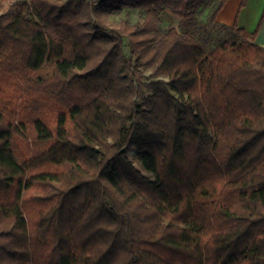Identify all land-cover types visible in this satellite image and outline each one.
Here are the masks:
<instances>
[{
    "label": "trees",
    "instance_id": "trees-1",
    "mask_svg": "<svg viewBox=\"0 0 264 264\" xmlns=\"http://www.w3.org/2000/svg\"><path fill=\"white\" fill-rule=\"evenodd\" d=\"M211 1L0 0V264H264V11Z\"/></svg>",
    "mask_w": 264,
    "mask_h": 264
},
{
    "label": "rangeland",
    "instance_id": "rangeland-1",
    "mask_svg": "<svg viewBox=\"0 0 264 264\" xmlns=\"http://www.w3.org/2000/svg\"><path fill=\"white\" fill-rule=\"evenodd\" d=\"M197 2H199V0H197ZM214 6L215 4L209 7H201L198 16L193 19L192 22H190V25L188 24L189 30L195 33L198 40L208 51H210L213 47L217 46L224 40H233L236 36L235 30L222 28L220 25H217L210 20L211 10L214 8ZM9 7L10 3H4L3 11L8 10ZM162 18L165 27L178 26L181 29H185V27L180 26V18L172 13L169 9H165L162 12ZM150 78L151 74L150 72H147V79ZM129 155L131 157H134L135 151H131Z\"/></svg>",
    "mask_w": 264,
    "mask_h": 264
},
{
    "label": "crops",
    "instance_id": "crops-1",
    "mask_svg": "<svg viewBox=\"0 0 264 264\" xmlns=\"http://www.w3.org/2000/svg\"><path fill=\"white\" fill-rule=\"evenodd\" d=\"M242 2L243 0H227L213 23L229 28L236 24L249 32H254L264 11V0H246L245 5H242ZM254 42L264 46V20Z\"/></svg>",
    "mask_w": 264,
    "mask_h": 264
},
{
    "label": "built area",
    "instance_id": "built-area-1",
    "mask_svg": "<svg viewBox=\"0 0 264 264\" xmlns=\"http://www.w3.org/2000/svg\"><path fill=\"white\" fill-rule=\"evenodd\" d=\"M95 3H99L101 2L102 0H93Z\"/></svg>",
    "mask_w": 264,
    "mask_h": 264
}]
</instances>
